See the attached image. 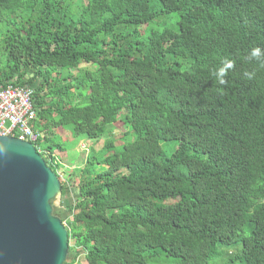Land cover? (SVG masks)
<instances>
[{"label": "trees", "instance_id": "16d2710c", "mask_svg": "<svg viewBox=\"0 0 264 264\" xmlns=\"http://www.w3.org/2000/svg\"><path fill=\"white\" fill-rule=\"evenodd\" d=\"M256 47L264 0H0V90H34L33 145L51 170H63L65 128L95 141L127 129L78 170L65 209L81 248L65 264H210L218 246L236 248L224 264H264Z\"/></svg>", "mask_w": 264, "mask_h": 264}, {"label": "water", "instance_id": "95a60500", "mask_svg": "<svg viewBox=\"0 0 264 264\" xmlns=\"http://www.w3.org/2000/svg\"><path fill=\"white\" fill-rule=\"evenodd\" d=\"M59 176L29 142L0 137V264H65L68 230L53 213Z\"/></svg>", "mask_w": 264, "mask_h": 264}, {"label": "rangeland", "instance_id": "374dc122", "mask_svg": "<svg viewBox=\"0 0 264 264\" xmlns=\"http://www.w3.org/2000/svg\"><path fill=\"white\" fill-rule=\"evenodd\" d=\"M177 17L174 21V23L176 22ZM170 24V23H168ZM157 26V25H154ZM171 26V24H170ZM157 28L159 29V27L157 26ZM4 61V57L3 55L0 54V63H2ZM77 73V72H74ZM64 128H62L61 130H59V133L61 131H63ZM68 130V128H65ZM65 130L63 136V143H65L66 145V151L64 153H58V155H56V159L58 162H61V164L63 165V170H59V178L60 180L68 183L71 187V194L67 197V198H62L61 196H58L55 200H54V207H56L59 212L56 214L58 215V217L62 218L65 223V227L68 228V222H67V218L70 217L69 213L66 211V206H69L71 204L74 203V201L78 198L79 192H78V188L76 187L78 180H79V169H82L85 165L86 162V158L88 156V154L94 150L96 152H98L97 154L103 156L102 153H99L102 149L104 144L107 141H113L115 143V145H118L119 141L122 139L123 135L127 132L126 127L119 122L116 125V128L113 131V134L111 136H106L101 138L100 140H88L86 138H80L77 140H73L71 137V132ZM121 149V148H119ZM65 207H64V206ZM67 219V220H66ZM71 220V218H70ZM69 246L70 249H73L74 251L79 252L80 251V241L78 240H71L69 242ZM234 249H236L235 247H224V246H218L217 252L218 255L217 257L211 261L210 264H224L230 257L229 254L232 252L234 253ZM75 253V252H74ZM70 258V260H69ZM75 256L72 254H68V259L70 263L73 262ZM175 260L170 259V258H166L165 256H162L159 260H155L152 261L151 264H174ZM76 264H86L85 260H84V255H80L79 256V260Z\"/></svg>", "mask_w": 264, "mask_h": 264}, {"label": "built area", "instance_id": "2783aa9c", "mask_svg": "<svg viewBox=\"0 0 264 264\" xmlns=\"http://www.w3.org/2000/svg\"><path fill=\"white\" fill-rule=\"evenodd\" d=\"M33 94L29 87L13 85L0 90V137H14L32 144L38 140L39 135L31 127L36 119Z\"/></svg>", "mask_w": 264, "mask_h": 264}, {"label": "clouds", "instance_id": "9594fccd", "mask_svg": "<svg viewBox=\"0 0 264 264\" xmlns=\"http://www.w3.org/2000/svg\"><path fill=\"white\" fill-rule=\"evenodd\" d=\"M247 59H249L250 61L256 60L258 63L261 64V66H264V50H262L259 47L253 48ZM233 67H234V61L229 59H225L222 61L221 66L214 73L220 85L227 84L225 77L228 71L231 70ZM245 75L248 76L249 79L252 78V74L245 73Z\"/></svg>", "mask_w": 264, "mask_h": 264}]
</instances>
